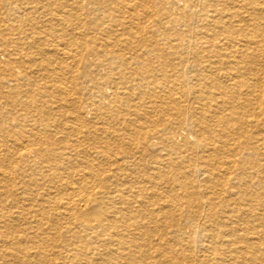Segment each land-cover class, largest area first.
<instances>
[{
  "label": "bare ground",
  "instance_id": "bare-ground-1",
  "mask_svg": "<svg viewBox=\"0 0 264 264\" xmlns=\"http://www.w3.org/2000/svg\"><path fill=\"white\" fill-rule=\"evenodd\" d=\"M0 264H264V0H0Z\"/></svg>",
  "mask_w": 264,
  "mask_h": 264
}]
</instances>
